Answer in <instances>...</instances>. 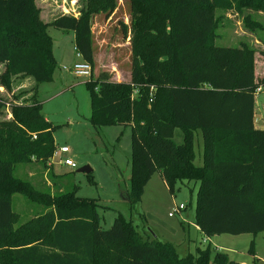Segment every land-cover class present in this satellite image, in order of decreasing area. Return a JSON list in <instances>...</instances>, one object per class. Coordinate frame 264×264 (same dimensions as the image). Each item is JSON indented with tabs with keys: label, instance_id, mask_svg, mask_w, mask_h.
Segmentation results:
<instances>
[{
	"label": "trees",
	"instance_id": "16d2710c",
	"mask_svg": "<svg viewBox=\"0 0 264 264\" xmlns=\"http://www.w3.org/2000/svg\"><path fill=\"white\" fill-rule=\"evenodd\" d=\"M130 3L131 80L102 73L86 84L94 125L132 128L131 210L160 172L171 191L180 180L198 183L195 223L205 236L264 231V128L256 127V92L264 78L256 74V49L246 42L216 44L218 11L264 12V0ZM115 8L116 0H84L79 16L45 21L35 0H0L2 80L9 89L13 77L35 82L29 103L0 95V264H241L225 252L213 255L210 245L181 256L175 243L153 231L143 235L123 214L102 229L95 198L78 196L77 187L43 190L15 173L17 164L33 162L53 169L55 126L36 92L57 68L48 27L73 30L75 47L94 67L93 17ZM243 22L253 30L260 26L250 13ZM198 130L202 165L195 162ZM16 193L39 205L35 216L21 219L13 209ZM249 252L255 254L254 240Z\"/></svg>",
	"mask_w": 264,
	"mask_h": 264
},
{
	"label": "rangeland",
	"instance_id": "374dc122",
	"mask_svg": "<svg viewBox=\"0 0 264 264\" xmlns=\"http://www.w3.org/2000/svg\"><path fill=\"white\" fill-rule=\"evenodd\" d=\"M35 2L41 9V17L52 21L64 13L79 16L84 0ZM18 13L22 15V11ZM248 13L259 22L258 28L253 30L244 24L243 17ZM13 15L17 16L16 13ZM218 15L223 18L217 30L216 44L238 47L241 42H246L256 49V74L260 80L264 78V12L247 9L241 15L234 11H218ZM131 18L130 0H116V8L111 14L102 12L94 15L93 79L107 73L111 80H131ZM48 33L53 40L52 52L57 68L51 81L38 84L37 100L42 104L43 115L55 126L56 147L67 145L71 152L54 156L51 171L33 162L17 164L16 175L31 180L43 190L54 192L61 188L70 191L77 187L78 196L95 198L100 204L102 229H109L115 217L123 214L138 225L143 235L152 237L154 232L159 239L175 243L181 256L210 245L213 255L221 251L246 264H264V231L257 234H220L211 240L199 232L195 223L199 185L195 181L180 180L171 191L161 173L156 172L145 187L140 202L131 210L125 193L130 192L131 185L132 128L123 124L96 126L91 122V94L86 84L89 77L79 76L73 71L74 64L82 61L75 49V32L50 25ZM5 73L6 66L0 62V95L8 102L29 103L35 90L34 80L31 77H13L9 79V89L2 80ZM16 95L19 96L16 98ZM8 112L5 110L1 118H7ZM256 122L258 128H264V86L256 97ZM203 148L202 132L198 130L195 137L197 165H201L198 159H202L203 164ZM67 158L73 159L77 166L72 168L62 163ZM85 166L89 167V172L79 170ZM53 171L55 174L51 173ZM181 204L184 208L175 211ZM37 206L20 193L13 196V209L22 220L35 216ZM172 212L174 215L171 216ZM253 240L255 254L249 252Z\"/></svg>",
	"mask_w": 264,
	"mask_h": 264
},
{
	"label": "built area",
	"instance_id": "2783aa9c",
	"mask_svg": "<svg viewBox=\"0 0 264 264\" xmlns=\"http://www.w3.org/2000/svg\"><path fill=\"white\" fill-rule=\"evenodd\" d=\"M75 49H76L78 57H80L82 59V61L76 62L74 64L73 71L75 72V74H77L79 76L89 77V79H91L92 78V74H93V66H92V64L90 62L86 61L83 58L82 54L78 51V49L76 47H75ZM261 90H262V87H259L257 89L256 97L261 92ZM151 94H153V93H151ZM70 152H71V149L67 145H63L60 148L56 149L54 156L60 155V154L61 155H67ZM62 163L66 164L67 166L72 167V168H75L77 166L75 161L73 159H71V158H67L65 160H62ZM182 208H184L183 204H181L179 207H177L175 209V211H178L179 209H182ZM170 215L171 216L174 215V212L170 213Z\"/></svg>",
	"mask_w": 264,
	"mask_h": 264
},
{
	"label": "crops",
	"instance_id": "0c3cea01",
	"mask_svg": "<svg viewBox=\"0 0 264 264\" xmlns=\"http://www.w3.org/2000/svg\"><path fill=\"white\" fill-rule=\"evenodd\" d=\"M250 12V11H249ZM262 12V11H261ZM238 14V13H237ZM4 65H5V63H4ZM32 79V78H31ZM130 79H131V77H130ZM257 122H256V127H257ZM197 159V158H196ZM198 163L200 164L201 163V165H202V159H198ZM125 200H127V201H129V192L127 191L126 193H125ZM196 227H197V229L199 230V232L201 231L200 230V228H199V226L198 225H196ZM202 233V232H201ZM157 237H158V235H157ZM214 237V236H213ZM213 237H208L207 236V239H209V240H211ZM201 248H204V247H201ZM229 255V254H228ZM236 261H238V262H240L241 264H246L245 262H242V261H240V260H236Z\"/></svg>",
	"mask_w": 264,
	"mask_h": 264
},
{
	"label": "water",
	"instance_id": "95a60500",
	"mask_svg": "<svg viewBox=\"0 0 264 264\" xmlns=\"http://www.w3.org/2000/svg\"><path fill=\"white\" fill-rule=\"evenodd\" d=\"M80 171H85V172H89L90 169L88 166L82 167L81 169H79Z\"/></svg>",
	"mask_w": 264,
	"mask_h": 264
}]
</instances>
